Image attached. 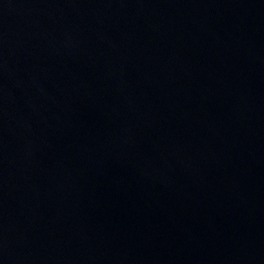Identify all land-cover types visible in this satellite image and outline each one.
<instances>
[{"label": "water", "instance_id": "obj_1", "mask_svg": "<svg viewBox=\"0 0 264 264\" xmlns=\"http://www.w3.org/2000/svg\"><path fill=\"white\" fill-rule=\"evenodd\" d=\"M0 264H264V0H0Z\"/></svg>", "mask_w": 264, "mask_h": 264}]
</instances>
